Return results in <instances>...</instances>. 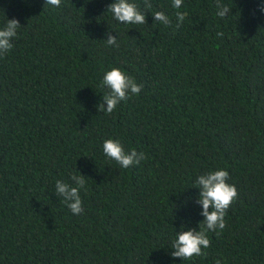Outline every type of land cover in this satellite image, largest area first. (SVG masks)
<instances>
[{
	"label": "trees",
	"instance_id": "16d2710c",
	"mask_svg": "<svg viewBox=\"0 0 264 264\" xmlns=\"http://www.w3.org/2000/svg\"><path fill=\"white\" fill-rule=\"evenodd\" d=\"M114 2L0 0V29L22 25L0 57V264H264V0H221L225 18L217 0H133L145 24L116 21ZM113 67L143 88L109 114ZM107 139L147 158L125 169ZM220 169L238 190L224 230L174 258L205 220L196 180ZM74 174L79 215L56 194Z\"/></svg>",
	"mask_w": 264,
	"mask_h": 264
},
{
	"label": "clouds",
	"instance_id": "9594fccd",
	"mask_svg": "<svg viewBox=\"0 0 264 264\" xmlns=\"http://www.w3.org/2000/svg\"><path fill=\"white\" fill-rule=\"evenodd\" d=\"M183 0H173V7L180 8ZM46 5L59 7L61 0H46ZM145 6V4H144ZM151 3L147 4L145 8L151 9ZM216 7L218 9L217 15L225 18L231 14V8L223 4L221 0H217ZM264 10V6H262ZM107 11H110L113 18L122 24H145L146 15L141 11L140 6L133 2V0H115L114 3L108 5ZM187 13L177 12L178 28L184 21ZM155 21L162 22L165 26L172 23L169 17L164 12H155L153 15ZM18 19H11L7 21L5 27L0 29V57H3L12 48V40L17 36V30L21 27ZM222 35V33H218ZM107 44L117 45L115 37H109ZM102 86L107 87L109 92L104 95V100L107 104V109L103 104L99 106L100 111L112 113L117 105L129 98V93L139 95L143 85H138L135 80L127 75L122 69L113 67L107 71L103 77ZM103 152L110 158L118 162L123 168H128L133 164H139L141 160L147 157L143 152L137 153L136 149L126 152L124 145L119 139H107L103 143ZM229 179V172L224 169L201 175L196 180L197 186L201 189L198 203L203 205L202 215L205 220L201 222L199 230H182L177 233V238L172 243L171 255L183 260L191 259L193 256H201L204 253L202 249L210 246V240L207 236L208 231L224 230L226 226L225 216L227 209L238 197V190L234 184L227 183ZM71 180L74 185H70L63 181L56 182V194L60 195L64 202L67 203L73 214L79 215L83 212L82 200L80 197V190L85 188L84 175H72ZM219 235V232H217ZM216 264H221L220 260Z\"/></svg>",
	"mask_w": 264,
	"mask_h": 264
}]
</instances>
